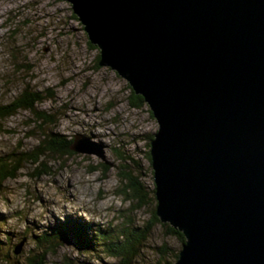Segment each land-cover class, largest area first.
<instances>
[{
	"label": "water",
	"instance_id": "1",
	"mask_svg": "<svg viewBox=\"0 0 264 264\" xmlns=\"http://www.w3.org/2000/svg\"><path fill=\"white\" fill-rule=\"evenodd\" d=\"M63 1L158 123L156 214L185 237L172 264H264V0Z\"/></svg>",
	"mask_w": 264,
	"mask_h": 264
},
{
	"label": "rangeland",
	"instance_id": "2",
	"mask_svg": "<svg viewBox=\"0 0 264 264\" xmlns=\"http://www.w3.org/2000/svg\"><path fill=\"white\" fill-rule=\"evenodd\" d=\"M74 16L63 0H0V104L28 85L48 96L36 106L55 121L45 129L66 140L77 138L93 151L50 159L49 173L38 178L27 163L16 178L0 184V264H6L5 254L10 263L25 264L37 252L34 236L62 223L85 221L119 232L126 223L144 226L156 208L151 199L138 208L132 197L122 195L125 182L119 172H131L148 190L153 188L147 151L158 123L147 104L141 109L129 104L128 82L99 65V49L90 46ZM33 119L29 111H21L0 120V158L36 147ZM58 245L45 264H63L65 258L76 264L116 261L100 251L90 253L74 240ZM162 245L171 253L182 248L157 224L134 264L174 263L171 255L162 258Z\"/></svg>",
	"mask_w": 264,
	"mask_h": 264
},
{
	"label": "trees",
	"instance_id": "3",
	"mask_svg": "<svg viewBox=\"0 0 264 264\" xmlns=\"http://www.w3.org/2000/svg\"><path fill=\"white\" fill-rule=\"evenodd\" d=\"M74 17L77 18L76 16ZM89 44L93 47L90 42ZM128 88L130 90L128 96L129 104L137 109L144 107L146 105L144 98L135 94L130 85H128ZM47 98L48 96L39 94L26 85L8 103L0 104V120H6L21 111H29L33 115V122L37 123V129H31L32 134L37 133L39 137L38 144L33 150L14 151L0 158V184L9 178H16L18 171L27 163L34 166L35 171L32 176L38 178L49 173L50 167L48 163L50 159L59 160L74 154L71 149L74 139L66 140L59 134L54 133L52 129H45L53 125L55 121L52 115L45 111H38L36 106ZM151 116H153L152 113ZM152 138L153 136H150L149 141ZM148 147L150 148V142ZM147 158L151 164L150 149L147 151ZM106 169L108 167L105 166ZM119 175L121 180L125 182L121 194L125 197H132L136 201L138 208L145 205L148 199L156 202L155 185H153L151 190H148L139 180V176H134L128 171H120ZM157 224L165 229L167 235L174 236L181 244L184 243L185 237L183 233L168 223H162L156 214L155 208L152 211V218L144 226L136 227L131 225V223H126L119 232H116L112 226L110 228H102L100 225L95 227L85 221L62 223L49 232L46 231L34 236V245L37 252L34 251L27 258L25 264H45L48 253L56 250L57 246H59L58 244L66 240H74L82 248H87L90 253L100 251L99 253L116 260L113 263L105 264H134L150 232ZM159 250L164 259L167 255L173 256L174 260L178 258L179 253H171L165 245H162ZM4 259L6 264H19L10 263L8 254H5ZM63 264L76 263L69 258H65ZM157 264H172V262L165 260L164 263L159 262Z\"/></svg>",
	"mask_w": 264,
	"mask_h": 264
}]
</instances>
